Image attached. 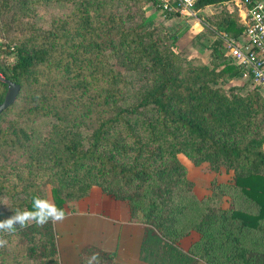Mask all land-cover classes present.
<instances>
[{
  "label": "trees",
  "instance_id": "trees-1",
  "mask_svg": "<svg viewBox=\"0 0 264 264\" xmlns=\"http://www.w3.org/2000/svg\"><path fill=\"white\" fill-rule=\"evenodd\" d=\"M150 1L0 0V34L15 58L0 74L20 86L0 114V124L13 115L0 125V197L12 211L31 210L46 185L65 211L97 187L143 225V263L264 264V93L225 89L250 77L221 39L238 38L244 26L223 9L204 17L191 44L209 50L207 63L174 50L176 36L145 16ZM227 1L197 0L194 9ZM53 5L70 6L67 18L37 25L38 9ZM180 155L232 172V183L219 187L232 194L230 208L193 198ZM23 230L42 245L46 264H59L51 221ZM194 231L200 239L183 251L178 241ZM9 248L0 250L6 256ZM93 252L101 264L112 258L85 246L79 264Z\"/></svg>",
  "mask_w": 264,
  "mask_h": 264
},
{
  "label": "rangeland",
  "instance_id": "rangeland-1",
  "mask_svg": "<svg viewBox=\"0 0 264 264\" xmlns=\"http://www.w3.org/2000/svg\"><path fill=\"white\" fill-rule=\"evenodd\" d=\"M143 9L146 18H148L152 22L153 27L159 28L163 34L167 33L168 35H175L177 41L178 38L182 37V35H184L191 28L192 21L188 20L195 19H182L177 15H167L163 10H160V0H152L150 2H147L144 5ZM70 11V6H42L38 9L39 17H37L35 21H37V25L48 28L53 20H62L67 18V15L70 13ZM202 15L199 14L198 18H196L195 20L203 28H205V18H203ZM192 35L193 33L190 32L189 35L182 37V39L180 38L181 40L179 42L176 41L174 50L177 52L187 51L189 57H195L208 63L209 50H207L206 48L201 47L202 53L199 54H192L190 49L187 50V48H189V41ZM211 41L212 38L209 39L208 44H210ZM5 46L6 41L0 34V65L12 64L15 60L12 55L5 53ZM249 78V76H244L243 78L233 80L225 85V89H228L230 87H245L244 91H246L247 89H250L252 87L250 81L251 79ZM0 92H4L3 87H0ZM12 118L13 115L8 114L6 117H4V121L0 125L4 127L7 124V121ZM179 159L186 169V178L192 184L190 191L196 201L201 202L209 199L217 201V199L220 198V208L228 209L231 207L230 197L232 194L230 192H225V194L220 195L221 188L219 187L232 183V172L226 173L224 169H221L218 173L213 172L210 170L207 163L194 165L182 155L179 156ZM97 189L101 191L99 188ZM43 191L44 198L52 202V198L50 195V186L45 185L43 187ZM94 199H97V197H94ZM77 204L78 201L72 202L71 207H75V205ZM123 204H125L129 213L128 205L124 202ZM12 207V202L8 197H0V220L6 219V216L12 211ZM65 207L67 212L72 214V211H70L71 207ZM51 225L54 229L53 232L56 242L59 264H79V253L85 246H93L101 252L103 251L107 253L109 256L114 254V252L109 253L104 251L99 245H97L99 242L98 239L101 237L96 233H101V231H103V229L108 226L107 222H104V224H102L100 222H97L96 220H89V218H86L84 216H73L70 218H66L63 222H51ZM139 225L143 228V225ZM19 233L20 236L16 237V239L14 240L12 239L14 237L7 238V240L9 241L8 245L10 246L8 250L9 254L5 256L0 250V264H46V262L42 260L43 248L42 245L39 244L37 238L32 233L26 230H19ZM0 236H2L1 233ZM200 237L201 235L198 232L194 231L187 236L181 237L178 241V244L183 251H189L200 239ZM120 248L122 249V243ZM120 255V252H118V262L116 264H122V261L119 259ZM111 260L112 258L106 264H111ZM196 264L205 263L202 260L198 259Z\"/></svg>",
  "mask_w": 264,
  "mask_h": 264
},
{
  "label": "crops",
  "instance_id": "crops-1",
  "mask_svg": "<svg viewBox=\"0 0 264 264\" xmlns=\"http://www.w3.org/2000/svg\"><path fill=\"white\" fill-rule=\"evenodd\" d=\"M261 1L264 2V0ZM236 4H238L237 0H230L221 4L206 6L197 11L196 18H198L199 14H203V18H211L222 9L229 13L236 12L238 9ZM240 15L242 16L243 13L240 12ZM188 21H192L191 28L182 35V37L189 35L190 32L193 33L190 37V44L187 50L190 49L192 54H199V48L193 47L191 42L196 35L204 30V28L196 22L195 19ZM182 37L180 38L182 39ZM180 38H178L177 42L181 40ZM94 197H97V199H94ZM74 208L76 211L70 214L65 207L67 218L84 216L89 218V220H96L102 224H104V222L108 223V226L105 227L101 233L99 232L96 234L101 237L98 239L99 242L97 245L106 252H114V254L111 255V264H116L118 262V252L121 254L119 259L122 261V264H144L139 260V247L143 236V228L139 224H133L130 222L128 209L123 202L115 201L109 198V196L103 194L97 188H93L90 191L89 196L79 200ZM121 243L122 249L120 248Z\"/></svg>",
  "mask_w": 264,
  "mask_h": 264
},
{
  "label": "built area",
  "instance_id": "built-area-1",
  "mask_svg": "<svg viewBox=\"0 0 264 264\" xmlns=\"http://www.w3.org/2000/svg\"><path fill=\"white\" fill-rule=\"evenodd\" d=\"M197 0H160L166 14L182 19H196L194 9ZM236 13L244 26L238 38L222 35L223 47L230 60L243 68L251 77L252 88L264 93V2L261 0H237ZM240 12L243 15H240Z\"/></svg>",
  "mask_w": 264,
  "mask_h": 264
},
{
  "label": "clouds",
  "instance_id": "clouds-1",
  "mask_svg": "<svg viewBox=\"0 0 264 264\" xmlns=\"http://www.w3.org/2000/svg\"><path fill=\"white\" fill-rule=\"evenodd\" d=\"M12 212L14 213L13 215L0 220V233L14 235L32 223L43 226L49 221L59 223L67 218L65 211L57 207L54 202L38 196L33 198L31 210L17 208ZM8 244L9 241L0 236V248L6 247ZM84 264H101L99 253L93 252L86 256Z\"/></svg>",
  "mask_w": 264,
  "mask_h": 264
},
{
  "label": "water",
  "instance_id": "water-1",
  "mask_svg": "<svg viewBox=\"0 0 264 264\" xmlns=\"http://www.w3.org/2000/svg\"><path fill=\"white\" fill-rule=\"evenodd\" d=\"M0 82L5 84L7 89L3 101L0 103V114L11 107L17 100L20 93V86L6 79L0 74Z\"/></svg>",
  "mask_w": 264,
  "mask_h": 264
}]
</instances>
